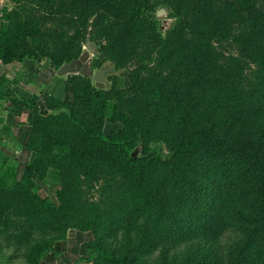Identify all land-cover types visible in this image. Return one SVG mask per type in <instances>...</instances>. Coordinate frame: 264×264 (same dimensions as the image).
Masks as SVG:
<instances>
[{
  "label": "rangeland",
  "instance_id": "374dc122",
  "mask_svg": "<svg viewBox=\"0 0 264 264\" xmlns=\"http://www.w3.org/2000/svg\"><path fill=\"white\" fill-rule=\"evenodd\" d=\"M14 32L23 35L11 39L21 58L0 61V264H29L33 244L46 240L38 264H94L91 239L117 255L135 249L136 264H264V230L253 232L264 71L235 44L241 32L264 55V31L234 0H0V41ZM87 37L100 45L92 69L105 61L126 68L109 77L110 100L144 108L129 112L127 137L146 161L140 179L114 156H76L77 145L51 126L78 123L73 110L44 100H72L56 62L82 52ZM146 76L153 86L133 91ZM38 116L44 156L61 168L41 171L44 182L19 165L36 156L20 148ZM97 126L103 136L122 128L108 119ZM225 159L238 163L219 185ZM34 195L49 198L57 216ZM88 218L94 226L84 231Z\"/></svg>",
  "mask_w": 264,
  "mask_h": 264
},
{
  "label": "trees",
  "instance_id": "16d2710c",
  "mask_svg": "<svg viewBox=\"0 0 264 264\" xmlns=\"http://www.w3.org/2000/svg\"><path fill=\"white\" fill-rule=\"evenodd\" d=\"M238 7L244 11L248 16L255 21L258 26L264 31V5L257 6L254 0H234ZM23 35L20 32H14L12 37L4 38L0 41V61L5 63L12 59H20L21 56L17 55L11 45V39H20ZM234 39V37H233ZM235 44L237 46L239 55L256 64L261 70L264 71V55L251 50L248 41L243 33L239 32L235 35ZM80 54V53H79ZM78 54V55H79ZM77 55V56H78ZM75 56V57H77ZM71 57L68 60L75 58ZM66 60V61H68ZM65 62V61H63ZM57 60V68L63 63ZM115 65V64H114ZM116 68L123 67L117 66ZM122 74H125L122 73ZM66 82L72 88V100H64L59 97L49 94L44 100V104L48 108L54 107H67L76 113V121L68 123H54L51 125L56 128L59 133L63 134L66 138L70 139L71 145H77L72 148L73 153L85 160H97L101 157L114 156L124 172H126L133 179H140L145 171L146 161L141 157H136L131 154V145L128 140L129 125L131 119L135 116H140L144 112L143 106L135 102L112 101L109 98L112 87L109 91L97 90L91 83V80L83 75H69L66 76ZM154 79L151 76H146L135 80L132 83V90L139 92L150 89L153 86ZM251 103V102H250ZM248 104V107L250 105ZM23 107V106H22ZM129 112L132 113V118L129 117ZM81 113V118H79ZM41 116L37 117V122L31 123V130L25 138L20 152L25 153L27 156L31 152H35L36 156L33 161L29 162L24 160L21 164V169L30 177L33 174L39 176L40 182H44L46 176H42L41 171L55 168L60 170L59 165L52 164L49 156H44V150L41 149L42 140L36 136L39 130V120ZM131 118V119H130ZM105 119L110 122H119L122 128L119 131H112L107 136H103L101 130L97 131L90 126H97ZM80 124V125H79ZM98 127V126H97ZM89 132V134H86ZM236 158H234L235 160ZM230 162V163H229ZM227 163L224 171L219 172L220 180L219 185L226 183L230 179V166L234 167L238 162L232 160H223V165ZM255 179H257L256 189L253 192L255 203V229L253 232L264 230V172L261 168H257ZM35 200L41 204L43 210L51 217H56L58 207L47 197H37L34 195ZM0 203V207H1ZM209 204H207L208 206ZM2 208V207H1ZM255 209V208H254ZM3 211V209L1 210ZM94 226V218H88L81 229L84 231L92 230ZM253 235V233H252ZM252 235L249 237L252 239ZM58 236V235H56ZM56 240L58 238H55ZM60 239V238H59ZM62 239V238H61ZM90 252L95 254L94 264H136L135 249L129 248L121 255L106 249L97 241L91 239L87 243ZM51 249V242L49 240L43 242H35L29 251V264H38V259L43 253ZM170 249L166 250V254ZM152 264V263H149ZM165 264H170L166 262Z\"/></svg>",
  "mask_w": 264,
  "mask_h": 264
},
{
  "label": "water",
  "instance_id": "95a60500",
  "mask_svg": "<svg viewBox=\"0 0 264 264\" xmlns=\"http://www.w3.org/2000/svg\"><path fill=\"white\" fill-rule=\"evenodd\" d=\"M163 12L162 9L157 10V15ZM85 49L80 54L68 61L63 62L57 69L56 75L63 77L69 75H83L91 80L92 85L97 90L109 91L112 87L110 76L120 75L125 72V67L116 68L111 61H105L100 64L96 69L91 68L92 56L95 55L100 48L87 37L84 43Z\"/></svg>",
  "mask_w": 264,
  "mask_h": 264
}]
</instances>
